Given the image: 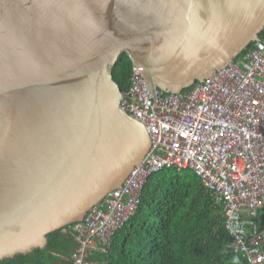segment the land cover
<instances>
[{
    "label": "water",
    "instance_id": "water-1",
    "mask_svg": "<svg viewBox=\"0 0 264 264\" xmlns=\"http://www.w3.org/2000/svg\"><path fill=\"white\" fill-rule=\"evenodd\" d=\"M263 30L264 0H0V261L45 249L148 151L120 107L122 53L155 102L214 76Z\"/></svg>",
    "mask_w": 264,
    "mask_h": 264
},
{
    "label": "built area",
    "instance_id": "built-area-1",
    "mask_svg": "<svg viewBox=\"0 0 264 264\" xmlns=\"http://www.w3.org/2000/svg\"><path fill=\"white\" fill-rule=\"evenodd\" d=\"M133 67L120 102L146 129L150 146L124 183L72 225L70 264H103L116 233L137 212L148 179L162 169L191 170L221 208L229 248L264 264V38L237 61L178 94L157 92Z\"/></svg>",
    "mask_w": 264,
    "mask_h": 264
},
{
    "label": "trees",
    "instance_id": "trees-1",
    "mask_svg": "<svg viewBox=\"0 0 264 264\" xmlns=\"http://www.w3.org/2000/svg\"><path fill=\"white\" fill-rule=\"evenodd\" d=\"M259 38H264V30ZM132 70L129 56L122 53L112 75L123 93L131 84ZM223 221L221 208L191 170L162 169L148 179L137 212L116 233L110 250L91 258L104 264H247L228 247ZM76 247L69 226L50 234L45 249L0 264H70Z\"/></svg>",
    "mask_w": 264,
    "mask_h": 264
},
{
    "label": "crops",
    "instance_id": "crops-1",
    "mask_svg": "<svg viewBox=\"0 0 264 264\" xmlns=\"http://www.w3.org/2000/svg\"><path fill=\"white\" fill-rule=\"evenodd\" d=\"M256 224L260 226L264 222V213H260L258 218L255 220ZM229 243V242H228ZM246 260V259H245ZM99 262V261H98ZM247 262V261H246ZM102 263V262H101ZM104 264V263H103ZM248 264V263H247Z\"/></svg>",
    "mask_w": 264,
    "mask_h": 264
},
{
    "label": "bare ground",
    "instance_id": "bare-ground-1",
    "mask_svg": "<svg viewBox=\"0 0 264 264\" xmlns=\"http://www.w3.org/2000/svg\"><path fill=\"white\" fill-rule=\"evenodd\" d=\"M257 42V41H256ZM256 42H254V43H256Z\"/></svg>",
    "mask_w": 264,
    "mask_h": 264
}]
</instances>
